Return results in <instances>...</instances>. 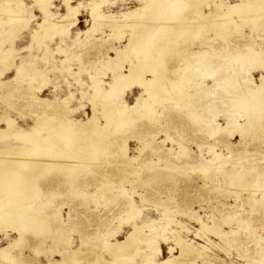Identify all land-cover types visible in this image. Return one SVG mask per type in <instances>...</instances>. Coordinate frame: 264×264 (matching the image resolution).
Instances as JSON below:
<instances>
[{
  "label": "rangeland",
  "instance_id": "rangeland-1",
  "mask_svg": "<svg viewBox=\"0 0 264 264\" xmlns=\"http://www.w3.org/2000/svg\"><path fill=\"white\" fill-rule=\"evenodd\" d=\"M24 1L28 5L34 4V0ZM91 1L73 0L74 5H79V3L82 5L79 8L77 22L72 26L70 25L71 22L66 23L70 27L68 34H56L53 37H50V34H42L41 37L37 38L32 36V30L37 27L36 23L43 19L41 12L33 7L32 12L36 17L30 21L27 29L17 34L19 37L14 43L15 49H17V52L14 53V62H19L21 56L36 55V65L43 69L46 85L42 90L29 89L30 82H34L33 80L27 77L15 79V69H7L2 79L13 80L11 85L17 86L18 90L10 97H0V116L8 114L16 120L18 126L27 128L34 125L35 121L39 120L40 114L44 113L41 111L45 108V104L42 103L43 100L59 105L60 99L67 95H72L70 107L75 106L74 109L76 108L74 113H67L68 110L64 111L63 109L68 114V118L87 120L88 116L92 115V106L89 102L92 93L90 76L98 70H106L109 56H115L113 48L125 45L131 30L129 28L124 29L122 37L112 35L114 31L106 22L108 19H105L101 21L100 27L98 26L99 22L94 31L92 30L86 35L84 32L94 24L90 9ZM229 1L235 2V0ZM52 2L51 10L53 13L59 14V16L66 13V7L62 0H53ZM141 2L142 0H109L107 4L102 6V11L105 15H119L124 11L139 7ZM202 8L204 12L208 13L209 7L204 5ZM186 13L187 11L181 15L182 19L186 18L184 17ZM168 15L167 17L170 19L163 18L161 21L157 20L158 23L161 24L164 19V22L182 21L180 18L174 20L172 13ZM2 17L6 18L5 14ZM254 19L256 20L252 21L250 17L237 16L236 22L239 27L235 29L234 24L236 22L230 24L228 26L230 31L225 36L226 39L217 36L215 31L211 29L212 26L208 27L207 30L209 31L205 35L207 39L208 36L213 37L212 44L216 47L225 48L226 54L238 53L233 51L237 42H241V44L247 42L255 50L260 51L264 48V17L255 15ZM41 32L43 33V31ZM146 35L147 33L143 34V36ZM6 36L9 39L11 34ZM198 36L201 37L202 34H198ZM203 39L201 40L203 41ZM232 41L234 42L232 43ZM207 43L208 41L205 47L196 45L194 49L197 51L210 50L211 54H217V51ZM7 45L9 46V40L5 43V46ZM58 47H65V52H59ZM133 49L136 50L134 51L136 54H132L133 56H137L138 52L141 54L146 52L142 46L138 45ZM158 49V45L150 48L151 51L160 53ZM244 52L247 53L244 50L240 53L244 54ZM163 53V56H174L173 54L177 52L166 49ZM187 54L183 51L181 55L187 57ZM182 57L176 58H178V63L184 64L185 60ZM223 58L224 61L219 62V64L215 63L221 67L214 74V77L208 78L205 83L200 82L197 88L190 87L194 98H196L198 109L195 111L197 114L201 112L200 119L197 120L196 116L192 115L194 109L191 112L190 110L179 111L176 108H171L168 112H163L162 107H159L156 119L152 122L145 121L143 127L159 132L160 135L157 136L159 142L155 141L157 145L163 146L160 140L165 138V135H170L174 142L173 140L166 141L164 148L159 153L150 152L151 149L148 148L139 154L137 145L141 146L142 142L140 139L129 138L130 155L138 154L140 159L134 161L132 165L126 166L121 174L110 179L108 183L110 185L105 184V187L103 186L99 192L94 187L89 188L88 192L90 193L87 192L86 194L94 199L89 204L81 203L87 197L83 193L73 196L70 191L63 190L57 195L50 194L46 189L50 185L48 179L46 183L43 184L41 180L38 184L42 189L41 191L29 190V197L23 203L28 204L27 207L31 204L32 209H28L26 214H36V217H40L45 216L51 209L58 210L64 220L59 225L63 232H50L47 238H44L45 241L42 246L36 251L31 241L22 239L17 247L10 250V253L16 255L15 264H49V262L62 260L61 258L66 255L69 256H66L70 260H68L69 262L76 263L78 261L79 264H162L165 260L180 255L181 248L176 243L178 235L191 243L195 249L205 247V252L203 251L197 257H180L177 262L173 261L171 264H254V262L256 264V261H261L264 255V201L258 202L257 199L264 195V136H257L249 143L244 144L241 143V136L238 132L232 134V128L235 127L229 125V122L232 124L237 121V124H241L246 120V110L242 107L240 109L236 105L233 106L231 98H239L236 99L237 101L241 100V97H251V92L255 90L248 88V84L243 79L247 80L249 77L253 82L252 85L260 84L261 70L252 68L256 66L251 65L250 62L247 63V61L245 63L238 60L233 62L228 55ZM128 64V62L125 63L127 68H123L124 71L129 68ZM240 69L243 73L239 71ZM106 72L103 80L111 82L112 73L108 70ZM235 81L238 82L235 83L236 85L233 83ZM227 82L228 84H224ZM39 83L40 80H37L34 85ZM213 84H217L218 87L222 85L220 92H223L225 85L228 89L230 86L229 91L236 90L237 95L234 94L233 96L231 92L228 94L217 92L220 93L221 98L217 95H214L213 98L212 96L208 97L206 93L205 96L204 90L212 88ZM109 87L108 85L107 88L110 89ZM142 91L143 88L139 86H135L131 90L128 89L125 99L128 103L133 104L135 98L140 96ZM199 91L200 95L202 94L201 98ZM243 91L244 93H242ZM53 99L54 101H52ZM216 100L218 104H215ZM83 104L84 107L81 106ZM228 106L230 107L228 108ZM51 110L48 109L52 113ZM205 120H213L215 125L218 124L224 129L215 133L211 126L209 128L206 125L202 126L206 122ZM0 123V127L6 126L5 123ZM129 136L132 135L129 134ZM146 136L141 137L142 140ZM148 138L150 137L148 136ZM182 145L189 150L188 152L186 150L187 153L180 152ZM213 150L214 153L220 154L219 159L212 156L214 155ZM176 152L178 153L176 154ZM111 160L106 162L108 163L107 166L118 163L116 159ZM101 164L97 162L92 166L90 165L92 172L89 174L76 173V176L74 175V178L71 179L72 182H76L77 179L85 175L92 177L94 175L93 169H98L97 167ZM191 165L194 166L191 167ZM73 166V163L69 164L70 169L74 168ZM217 166H221V169H217ZM203 169H206L209 175L204 173ZM135 179L136 183H133ZM101 190L103 192H100ZM93 192H97V194ZM249 194H254L255 197L247 200ZM131 201L136 202L133 207H130L131 203L129 204V202ZM128 210L133 214V219L130 217L131 215L127 216ZM19 212L20 209L17 208L16 202L9 215L16 216L19 215ZM121 217L122 219L128 217L131 222L126 220L122 223ZM1 220L0 218V248H4L19 234L14 226L6 225V222ZM175 221L182 223L178 224ZM143 222L148 223L149 226L144 228L143 235H140L139 240H137L136 250H131L129 257L126 256L125 258L124 256L115 259L104 246V240L107 237L112 240L126 239L127 235L133 231V225H143ZM212 224H216L217 227L207 228L213 226ZM226 232L233 234H231L230 241L223 239L222 235ZM30 237L32 236L30 235ZM150 239H154V242L151 243ZM209 240L216 246L208 245L210 244L208 243ZM78 247L83 254H79L77 259L81 260L73 261L71 259L74 257V251L80 250ZM98 256L99 258H97ZM0 264H4V262L2 263L1 260Z\"/></svg>",
  "mask_w": 264,
  "mask_h": 264
},
{
  "label": "bare ground",
  "instance_id": "bare-ground-1",
  "mask_svg": "<svg viewBox=\"0 0 264 264\" xmlns=\"http://www.w3.org/2000/svg\"><path fill=\"white\" fill-rule=\"evenodd\" d=\"M52 1L53 0H34V4L28 5L24 0H0V97H10L18 90L17 86L11 85L13 80L2 79L7 69H15V79H25L24 77H27L34 82L40 80V83L37 85H34V82H30L29 89L37 88L38 90H42L46 85L43 69H40L36 65V55L21 56L19 62H14V53L17 52L14 43L17 37H19L17 34L27 29L30 21L36 17L32 12L33 7L41 12L43 18L42 21L36 23L37 27L32 30L33 37H41L42 34H50V37H53L56 34L66 35L69 33L70 27L66 23L69 24L71 22L70 25L72 26V24L74 25L77 22V15L78 12H80L79 8L81 3H79V5H74L72 3L73 0H62L63 5L66 7V13L59 16V14L56 15L51 10ZM108 2L109 0L91 1L90 9L94 24L84 33L87 35L92 30L94 31L96 24L100 22L98 26L101 25V21L105 19H108L106 22L110 24L112 31H114L112 35L122 37L124 35V29L126 28H129L131 32L128 42L125 45L113 48L115 56H109L107 68H105L106 70H98L95 74H91L90 76L92 80V93L89 102L92 106V115H89L87 120L68 118L67 113H74L73 111H75L76 108L74 109L75 106L72 108L70 107L72 95H67L65 98L63 97V99H60L59 105H54L48 100H43L42 103L43 105L45 104V108L41 111L44 113L40 114L39 120L35 121L34 125L27 128L18 126L16 120L8 114L0 116V122L6 125L5 127H0V218L2 219L1 221L6 222V225L14 226L19 234V236L9 242L7 246L0 248V262L2 260L4 264H15L16 255H14L15 253H10V250L13 247H17L22 239L31 241L36 251V249L42 246L45 241L44 238H47L50 232H63L59 225L62 224L64 220L58 210L51 209L45 216L40 217H36V214H26L28 209L32 207L31 204L29 205L30 207H27L28 204L25 205L26 203H23L29 197V190L41 191L42 189L38 184H40L41 180L44 184L48 179L50 185L46 189L50 194L57 195L64 190L70 191L73 196L83 193L88 197L89 195L86 193L89 191V188L94 187L96 191L98 190L99 192L105 184L110 185L108 184L110 179L121 174L126 166L132 165L134 161L136 162L140 159L138 154V156L130 155L128 146L129 138L140 139L142 142V144H140L141 146L137 145V150L140 152L139 154L148 148H150V152L153 153L161 152L166 141L173 140L174 142V139L170 135H165V138L160 140L163 146L157 145L155 141H157V136L160 135L158 134L159 132L144 128V122H152L155 120L159 113V107H162L163 112H168L171 108H176L179 111L190 110L191 112L194 109L192 115L194 117L196 116V119L199 120L201 112L197 114L195 111L198 109L196 106V98H194L193 91L190 87L197 88L200 82L203 81L205 83L208 78L214 77V74L221 67V65L217 66L215 63L219 64V62L224 61L223 57L226 55L230 56L233 62L238 60L245 63L247 61V63L250 62L251 65L256 66L252 68L261 70L260 84L252 85L253 82L249 77L247 80L243 79V81L248 84V88H253L255 90L251 92V97H241L242 99L237 101L236 99L239 98H231L233 106L236 105L238 108L242 107L246 110V120H244L243 123L237 124V121H235V123L233 122L231 124L229 122V125L235 127L234 129L232 128V134L238 132L241 136V143L244 144L249 143L250 140L257 138V136H264V48L257 51L247 42L242 44L241 42H237L235 43V50L233 51L238 53L232 52L226 54L224 52L225 48L216 47L212 44L213 37L208 36L209 38L207 39L205 35L209 31L207 30L208 27L212 26L211 29L215 31L217 36L226 39L225 36L230 31L228 26L236 22L237 16L250 17L252 21L256 20L254 19L255 15L264 17V0H235L234 3H231L229 0H142L139 7L137 6L134 9L124 11L119 15H105L102 11V6ZM202 4L203 6L209 7L208 13L203 11ZM185 11H187L184 16L186 18L182 19L181 15H183ZM171 13L173 14L174 20L180 18L182 21L164 22L166 18L170 19L167 15ZM3 14H5L6 18L2 17ZM163 18H165L164 21H162L161 24L158 23ZM234 27L237 29L239 24L236 22ZM41 31H43V33ZM144 33H147V35L143 36ZM8 34H11V36L13 35L12 38L9 36L11 39L9 37V39H7L6 35ZM198 34H202V36L200 37ZM202 38H204L203 41L201 40ZM7 40H9V46H5ZM140 40L143 41V44ZM207 41V44L215 49L217 54H211L210 50L207 51L202 49L197 51L194 49L196 45L205 47ZM233 42L234 41H232V43ZM136 45L142 46L144 48L143 50L146 52L143 54L138 52L137 56H133L132 54L136 51L133 48ZM154 45H158L160 53L150 50ZM165 46H167V48H165ZM65 47H58L57 49L59 52H65ZM166 49L174 50V52L176 50L177 53L173 54L174 56H163V51ZM242 50L247 51V53H240ZM183 51L188 53L187 57H182L181 54ZM176 57H182L185 63H178V58ZM127 62L129 63V68L127 71H124L123 68H127V66H125ZM241 64L239 63V65ZM242 65L241 67H243ZM107 70L112 73L111 82H105L103 80V77L107 74ZM239 71H241V69ZM244 75L246 74L244 73ZM236 82L237 81L233 83L235 84ZM215 83L218 84L220 82ZM217 84H213L214 86H212V88L209 86L210 89L206 87L208 90L203 89V94L206 93L208 97L212 96V98L214 95L220 96V93L228 94L231 92L233 96L234 94L237 95L236 90L229 91L230 86L228 89L226 85L224 86L223 92H220V87L222 85L218 87ZM224 84H228V82ZM106 85L107 87L109 85L110 89H108ZM135 86L142 87L143 91L140 96L135 98V102L131 104L125 99V94L128 89L131 90ZM238 91L240 90L238 89ZM198 93L200 95V91ZM242 93H244V91ZM201 96L202 94L200 98ZM217 99L219 100V98ZM52 101H54V99ZM215 104H218L217 100ZM215 104L212 103V105ZM81 106L84 107V104ZM229 107L230 106H228V108ZM48 109H52V113L48 111ZM63 109L64 111L68 110L67 113H65ZM205 121L202 126L206 125L208 128L211 126L212 131L215 133L224 129L218 124L215 125L213 120ZM129 134L132 136H129ZM142 135H148L150 138L146 136L147 139L145 138L142 140L141 137H144ZM186 150V147L182 145L180 152L184 154ZM188 151L189 150H187V152ZM178 152H176V154ZM175 156L177 157V155ZM212 156H214L215 159H219L220 154L214 153ZM111 159H116L118 163L115 165L109 164V166H107L108 163L106 162ZM97 162L102 164L97 167L98 169H93L94 175L92 177L85 175L77 179L76 182H72L71 179L72 177L74 178V175L76 176V173L89 174V172H92L91 166ZM70 163H73L74 168H69ZM192 166L194 165H191V167ZM217 169H221V166H217ZM203 171L207 173L206 169H203ZM136 179L133 183H136ZM95 184L96 186H93ZM103 190L100 192H103ZM93 193L97 194V192ZM253 197H255L254 194H249L246 199H252ZM86 198L81 203L89 204L94 200L90 198V196ZM133 201L129 202V204L131 203L130 207L136 204V202L133 203ZM257 201L263 202L264 195L257 199ZM16 202L17 208L20 209L19 215L10 216L9 214ZM162 214L164 213L162 212ZM127 216L132 217L133 214L129 212ZM120 219H122V217ZM129 219L128 217L123 218L122 223L126 222V220L127 222H131ZM231 219L233 220V218ZM5 222L3 223L5 224ZM176 223L181 224L182 222ZM212 225L213 226L207 228L217 227L216 224ZM133 226V231L127 235V238L125 237L126 239L112 240L107 237V239L104 240V246L115 259L124 256L125 258L126 256L129 257L131 250H136L135 244L137 240H139L140 235H143L144 228L149 226V224H134ZM227 233L228 232L222 235L223 239L230 241L232 232L231 234ZM30 235L32 237H30ZM150 242H154V239H150ZM176 243L180 245V255L167 259L162 264H171L173 261L177 262L180 257H197L203 251L205 252V247H202V249H195L191 243L180 237V235L176 237ZM208 243H210L208 245L216 246L211 240H209ZM86 252H88V250H86ZM74 254V257L70 255L72 257V259H70L76 261L79 260L77 259L78 255L83 253H81V249H76ZM66 256L69 257L68 255ZM66 256L61 258L62 260L49 262V264L73 263L69 262L70 260L67 259ZM99 256L97 258H99ZM256 262V264H264V255L261 261ZM76 263L79 264L78 261Z\"/></svg>",
  "mask_w": 264,
  "mask_h": 264
}]
</instances>
